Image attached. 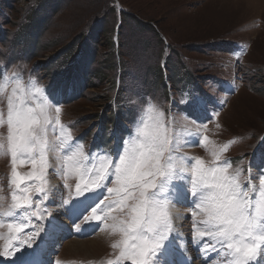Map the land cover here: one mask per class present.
Segmentation results:
<instances>
[{"label": "rangeland", "instance_id": "rangeland-1", "mask_svg": "<svg viewBox=\"0 0 264 264\" xmlns=\"http://www.w3.org/2000/svg\"><path fill=\"white\" fill-rule=\"evenodd\" d=\"M37 3L0 0V35L5 38L3 42L0 39V143L7 144V102L15 81L22 82L27 96L34 79L50 104L61 102V122L71 132L70 143L83 145L88 166L99 167L103 156L117 160L123 142L147 120L145 110L152 103L155 115L162 114L160 122L175 146L173 155L203 158L211 165L215 151L220 163L230 162L229 175L240 171L239 180L245 189L259 188L258 176L264 169V0H51L48 4L52 6L39 12L49 20L39 41L33 43L38 38L34 37L35 29L27 39L19 34ZM103 13L106 18L99 17ZM100 18L105 23L94 35ZM217 46L233 52H220ZM111 62L114 73L108 68ZM100 69L103 79L88 75ZM187 75H194L197 84L188 85ZM57 88L61 91L54 93ZM201 136L208 137L202 141L203 146H192ZM49 139H58V133L50 132ZM56 155L48 154L57 169L56 174L51 168L48 171L49 186L52 182L57 187L67 183L69 188L54 196L50 192L48 201L36 200L38 208L10 218L3 213L17 190L10 183L11 154H0V264L18 263L38 251L46 220L65 223L68 217L74 218L71 211H66L67 206H61V200H75L79 176L65 174L66 166L56 163ZM17 170L27 178L33 171L30 158L18 163ZM182 175L188 183V174ZM110 180L98 208L117 198L107 193V187L117 186L114 176ZM32 183L36 182L24 181ZM249 195L257 198L255 191ZM95 198L90 197L88 203ZM192 200L189 195L187 206L173 203L172 208L179 210L177 230L187 240L191 263L205 264L201 255L211 259L216 253H201L198 243L193 242L194 229L204 231V217L189 219ZM37 210L42 218L31 216ZM111 214L119 215V210L113 209ZM92 215L87 212L89 219L79 221V230L72 226L77 217L70 220L72 232L66 230L68 234L56 236L55 246L49 248L54 252H49L48 264H107L119 256L120 249L111 246L119 235L108 229L101 231L97 222H89ZM9 223H24L25 228L14 232L8 228ZM83 225L95 229L87 235ZM36 229H40V235L30 241ZM177 230L173 220V235ZM43 241L48 244L47 237ZM75 241L93 243V249L84 244L71 251L68 245ZM203 242L208 245L207 234ZM27 243L37 244L21 256L19 250ZM220 247L216 244L217 249ZM6 248L8 255H2ZM220 260L216 258L215 264ZM119 264L132 261L120 260Z\"/></svg>", "mask_w": 264, "mask_h": 264}, {"label": "snow or ice", "instance_id": "snow-or-ice-1", "mask_svg": "<svg viewBox=\"0 0 264 264\" xmlns=\"http://www.w3.org/2000/svg\"><path fill=\"white\" fill-rule=\"evenodd\" d=\"M31 85L25 96L22 82L17 79L7 102V144L0 143V154H11L10 183L17 191L13 192L12 203L4 215L10 218L24 216L33 207L38 208L36 200L46 202L50 192L54 196L61 189L69 188L67 183L60 187L49 186L48 171L51 168L56 174L57 169L49 162L48 154L56 153V163L66 166L65 174L79 176L75 200H61V206H67L66 211L77 215L72 226L79 230V221L89 219L86 213L91 212L89 222H97L101 231L108 229L119 235L111 245L113 249H120L119 256L109 259L107 264H119L120 260H130L132 264H191L186 248L177 243L179 233L173 235L171 210L173 202L187 206L189 195L193 197L189 219L204 217V231L194 229L193 242L198 243L201 253H216L211 259L202 254L205 264H215L216 258H221L220 264H264V214H258V209L264 205V169L258 176L259 188L250 186L245 189L239 180L240 171L229 175L230 162L220 163L215 151L216 159L211 165L203 158H177L172 154L175 146L160 122L162 114L160 117L155 115L152 103L145 110L147 120L136 128L134 136L123 142L125 146L117 160L103 156L99 167L95 164L88 166L83 145L70 143L71 132L61 122V102L50 104L34 79ZM60 91L59 88L53 90L54 93ZM2 122L3 113H0ZM50 132L58 133V139L50 141ZM207 139V136H201L192 142V146H203L202 141ZM28 158L33 171L25 178L18 172L17 165ZM110 168L114 171L109 172ZM184 173L188 174V183H185ZM110 176L115 177L117 186L107 187V193L117 198L98 208L104 188L112 183ZM25 179L36 183L24 184ZM250 191L257 192V198L251 197ZM90 197L96 198L88 203ZM76 205L86 207L76 212ZM113 209H118L119 215H112ZM31 216L42 218L38 210L32 211ZM48 221L43 234L51 238L56 226L53 225V231L49 232ZM7 226L14 232L25 228L24 223H9ZM206 234L207 246L203 242ZM39 235L40 229H36L29 240ZM216 244L221 247L217 249ZM35 245L27 243L23 250L17 248L24 256L25 250L34 249ZM178 251L183 255V261L178 259ZM2 255H8L7 248ZM30 260L31 257H26L21 264H28Z\"/></svg>", "mask_w": 264, "mask_h": 264}, {"label": "bare ground", "instance_id": "bare-ground-1", "mask_svg": "<svg viewBox=\"0 0 264 264\" xmlns=\"http://www.w3.org/2000/svg\"><path fill=\"white\" fill-rule=\"evenodd\" d=\"M51 185H54V183L52 182ZM174 203V202H173ZM82 207L84 208V205H80V207H76V212H79L82 210ZM66 214V213H65ZM172 215H173V220H174V223L176 224V230L178 229V225L181 223V217H180V214H179V210L177 207H173L172 208ZM70 216H74V218H71L69 219L68 217V220L67 222L65 223H60L58 221H50V223L48 222V231L49 232H52L53 231V225H55V232H54V235L51 236V238H48L47 237V243L45 241L42 242L43 238H46L42 232V239L41 241L38 243L39 245V249L38 251L34 252L32 255H29L31 257V260L28 262V264H48L50 261H49V252H54L52 250H49L50 247H53L55 246L54 243L56 242L55 238L56 236L59 234V233H63V234H68V233H71L72 232V227H70L71 225V221L70 220H74L77 215L72 212V215ZM46 223H47V220H46ZM51 225V226H49ZM45 228V226H44ZM95 227L91 226V225H86L83 227V232L85 234L87 233H92V231H94ZM69 231L68 233H66L65 231ZM176 233H179L178 230L176 231ZM88 235V234H87ZM59 239V238H58ZM60 240V239H59ZM100 240V239H99ZM101 241V240H100ZM103 241V240H102ZM88 242V241H87ZM92 242V241H91ZM97 243V242H96ZM177 243H182L184 245V247L186 248V254L187 256L191 259V261L193 260L191 255L192 253L190 254L188 249H187V240L185 237H182V236H177ZM85 244V242L83 241H75V242H71L69 246H71L72 249H70L71 251H76L77 247L79 248V246H83ZM86 246L88 245V247H92L93 249V246L94 244L92 243H89V244H85ZM101 246V245H99ZM47 247V248H46ZM67 247V248H68ZM83 248V247H82ZM102 248V247H101ZM69 249V248H68ZM90 249V248H89ZM98 249V248H97ZM56 251V250H55ZM177 257L178 259H180L181 261H183L184 257L183 255H181L179 253V251L177 252ZM25 260V259H23ZM21 260L20 262L18 263H15V264H21V262L23 261ZM192 264V263H191Z\"/></svg>", "mask_w": 264, "mask_h": 264}, {"label": "trees", "instance_id": "trees-1", "mask_svg": "<svg viewBox=\"0 0 264 264\" xmlns=\"http://www.w3.org/2000/svg\"><path fill=\"white\" fill-rule=\"evenodd\" d=\"M36 1H38L37 5L28 14V16L26 17L27 18V23L24 24L22 26L21 30H20V34L19 35H20L21 38L27 39V37H30V34L32 33L33 29H35L37 31L36 34L34 35V37H38V36L40 37L41 35H43L44 30H45V28L47 26V22H48L49 19L45 20V17L44 16L43 17L40 16L39 12H41L42 11L41 9H43V8H48L49 9L52 6L51 4H48V3L51 2V0H36ZM36 11H38V12H36ZM104 14L105 13L101 14L99 17H101ZM105 16H102V18H106ZM102 18H100V19H98L96 21V24L97 25L99 24V25L96 27V31H95L94 35H96L98 33V31H99L98 29H99L100 24L104 25V23H105V21L103 22ZM137 23H139V21ZM140 24L141 25H143V24L146 25V23H144L142 21L140 22ZM144 27H147V26H144ZM101 31H102V29H101ZM39 37L38 38H34L37 41L33 42V43H37L39 41ZM95 38H97V36L92 38V39H95ZM0 39L3 42V40L5 38H4V36L0 35ZM85 40H86V38H84L83 41H85ZM35 46H40V45L38 44V45H35ZM111 47H113V43H111ZM217 48H218V51H220V52H227L229 54H231L233 52L231 49L223 48L222 46H217ZM41 67H42V69H44L43 66H41ZM108 68L111 69L113 71V73H114V69H115L114 63L111 62L110 66H108ZM36 69L40 70L39 67H37ZM102 69L90 71V72H88V75H91V76L93 75L94 77H98L100 79H103L104 78V74H102V72H101ZM196 80L197 79L194 77V75H187V82L189 83L188 85L197 84ZM261 81H264V79L261 80Z\"/></svg>", "mask_w": 264, "mask_h": 264}, {"label": "clouds", "instance_id": "clouds-1", "mask_svg": "<svg viewBox=\"0 0 264 264\" xmlns=\"http://www.w3.org/2000/svg\"><path fill=\"white\" fill-rule=\"evenodd\" d=\"M258 214H264V205L260 206V208L258 209Z\"/></svg>", "mask_w": 264, "mask_h": 264}]
</instances>
